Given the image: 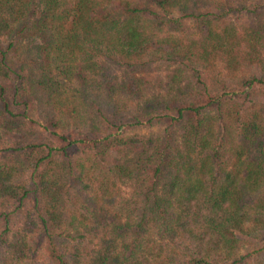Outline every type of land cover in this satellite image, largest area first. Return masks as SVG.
Here are the masks:
<instances>
[{
	"label": "trees",
	"instance_id": "obj_1",
	"mask_svg": "<svg viewBox=\"0 0 264 264\" xmlns=\"http://www.w3.org/2000/svg\"><path fill=\"white\" fill-rule=\"evenodd\" d=\"M0 264H264V0H0Z\"/></svg>",
	"mask_w": 264,
	"mask_h": 264
},
{
	"label": "rangeland",
	"instance_id": "obj_2",
	"mask_svg": "<svg viewBox=\"0 0 264 264\" xmlns=\"http://www.w3.org/2000/svg\"><path fill=\"white\" fill-rule=\"evenodd\" d=\"M140 131H141V132H145V131H146V129H141Z\"/></svg>",
	"mask_w": 264,
	"mask_h": 264
}]
</instances>
